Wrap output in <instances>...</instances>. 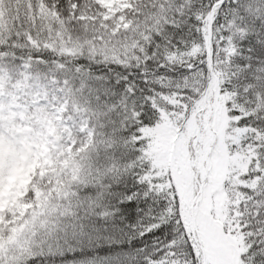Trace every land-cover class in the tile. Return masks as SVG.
Returning a JSON list of instances; mask_svg holds the SVG:
<instances>
[{
    "label": "snow or ice",
    "instance_id": "1",
    "mask_svg": "<svg viewBox=\"0 0 264 264\" xmlns=\"http://www.w3.org/2000/svg\"><path fill=\"white\" fill-rule=\"evenodd\" d=\"M0 264H264V0H0Z\"/></svg>",
    "mask_w": 264,
    "mask_h": 264
}]
</instances>
